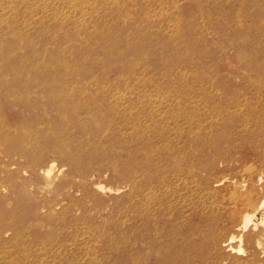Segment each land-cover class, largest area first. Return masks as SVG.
I'll return each mask as SVG.
<instances>
[{
  "label": "rangeland",
  "instance_id": "374dc122",
  "mask_svg": "<svg viewBox=\"0 0 264 264\" xmlns=\"http://www.w3.org/2000/svg\"><path fill=\"white\" fill-rule=\"evenodd\" d=\"M0 264H264V0H0Z\"/></svg>",
  "mask_w": 264,
  "mask_h": 264
},
{
  "label": "bare ground",
  "instance_id": "6f19581e",
  "mask_svg": "<svg viewBox=\"0 0 264 264\" xmlns=\"http://www.w3.org/2000/svg\"><path fill=\"white\" fill-rule=\"evenodd\" d=\"M23 70V69H22ZM25 73V72H24ZM20 76V75H19ZM21 77V76H20ZM29 77V76H28ZM261 178V177H260ZM217 181V180H216ZM217 183V182H216ZM219 184V183H218ZM212 186V185H211ZM213 190V189H212ZM211 191V190H210ZM244 225H246L247 224V222H246V220H245V222L243 223ZM231 240V239H230ZM233 240V239H232Z\"/></svg>",
  "mask_w": 264,
  "mask_h": 264
}]
</instances>
